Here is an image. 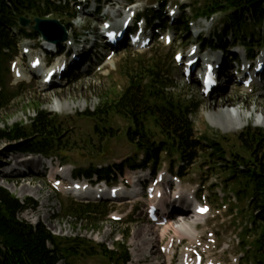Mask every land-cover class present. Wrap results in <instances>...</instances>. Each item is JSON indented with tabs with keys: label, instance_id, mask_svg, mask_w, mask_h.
Instances as JSON below:
<instances>
[{
	"label": "rangeland",
	"instance_id": "rangeland-1",
	"mask_svg": "<svg viewBox=\"0 0 264 264\" xmlns=\"http://www.w3.org/2000/svg\"><path fill=\"white\" fill-rule=\"evenodd\" d=\"M79 3L83 4L81 8L76 7ZM191 3L192 0H170L169 2L163 22V32H168L173 37V43L170 46L156 39L145 50H132L123 46L116 51H111L105 48L103 42L99 43V40H102L103 20L122 22L128 13L126 0L106 1L100 14L92 12L94 0L72 1L70 8L76 10L77 17L70 23L69 39L71 41L82 39L76 50L81 51L84 45L87 47L81 54L83 59L88 58V64L80 67L81 61L72 66L74 48L55 58L50 55L44 57L41 55V52L46 53L41 47L43 40H22L14 52L16 54L14 62H16V67L24 72L25 79L14 77L10 70V60L3 66L4 83L14 98L9 107L0 113V130L16 123L29 124L30 119L36 115V108L40 106L58 118V131L62 134L63 145L66 146L64 153L61 154L63 159L54 156L52 157L53 161L63 169L71 171L73 176L76 175L78 169L112 167L124 160L133 159L136 153L124 135L127 128V123L124 120L117 118L114 122L115 135L105 138V136L97 135L94 131V123L81 117L80 114L87 110L93 111L105 94L113 96L120 93L127 84L125 70L131 71L133 67L147 65L155 59L169 71L176 87L175 93L180 99L186 104L194 102L198 105V109L193 112L191 117L195 125L196 139L204 140V137H207L220 141L228 156L232 155L231 152L243 154L238 142V135L248 127L264 130V128L255 125L257 116L264 114V78L258 84H252L249 88H245L234 74L228 76L229 71H225L227 77L211 94V97L206 98L203 96L201 83L197 81L196 72L192 77H184L182 67L174 63L175 53L182 52L185 59L190 49L197 46L199 48L197 55L201 58L200 64L203 67L205 60H216L217 62L222 61L225 68L237 59L240 61L245 55V51L237 47L230 37H222V34H219L223 27L222 17L214 21H196L192 18L191 12L188 11L185 15L180 6ZM87 4L89 7L86 11L83 6ZM153 4H150L149 0H138L133 7L137 12L145 11L146 15H152L151 6L158 10L155 2ZM171 10L177 13L174 16L177 17L175 19L177 21L169 28L168 22L171 17L169 12ZM114 15L116 16L114 17ZM47 19L60 20L63 24L68 23V18L65 16L60 19L59 16L53 15ZM186 19L188 32H185L181 22ZM74 33L78 38H75ZM198 33H201L199 40L196 39ZM183 34L184 36L181 37ZM220 37H222L220 45L223 46V51L211 52L202 49L203 46H206L201 43L202 39L207 43L210 40L218 42ZM26 48L29 51L24 53ZM259 56L264 57V51ZM34 57H41L48 68L66 62L67 65L71 64L72 70L68 71L66 79L62 83L58 80L60 85L45 87L44 83L42 84L43 79L36 75L34 77V74L30 72V61ZM7 67L9 72H6ZM57 100L68 101L75 105L81 104L82 107L55 113L51 111V107ZM224 106H239L245 113H253L249 115L251 117L244 129L227 132L211 124L210 113L216 114ZM17 146L18 143L0 141V164L3 171L5 167L8 168L6 173L9 169L11 170L10 176L0 175V185L4 187L3 184L6 183L13 186V191H9L21 202L31 199L38 204L36 210L23 212L20 215L21 220L34 226L42 223L56 237L83 238L94 245L104 244L109 250H114L116 242L124 240V231H129L130 239L127 245L132 255L129 264H169L161 253L160 247L166 246L170 241H173L174 248H178L177 254L170 264H178L180 254L192 244L200 245V248L207 251L209 258L223 264H234L233 259H237L239 264H254L252 256L257 234L254 231L245 232L249 228L251 211L246 201L240 202L234 199L233 186L225 182L228 174L211 161L199 159L194 163L185 164L183 175L178 176L183 191L194 192L193 195L199 204H208L211 207L210 215L208 214L206 219L197 226L199 241L194 243L189 238H183L176 233L172 225L177 220L171 219L164 228L153 227L147 218L150 201L143 195L141 189L142 194L137 199L105 203L100 207H95L98 202L78 201L68 194L66 195L65 191L69 187L66 181H62L60 187L62 190L54 189L50 178L51 172L45 173L43 168V159L33 156V159L22 163V160L28 156L15 153L14 149ZM169 162L170 160L163 162V165L160 166L161 172H169ZM174 165L178 167L179 163L176 162ZM125 173L127 174L128 170H125ZM135 173V178L138 180H147L149 177L148 171ZM119 183L124 184V181H119L113 186L118 187ZM175 183L177 184L178 181L173 180V177L167 183L169 198H172L173 194L177 192ZM184 200V197L179 198V202L176 201L178 204L174 203V205L179 208L187 207L186 202H182ZM184 214L189 215V212L184 211ZM41 215L44 218H41ZM113 217L118 221H114ZM149 229H154L155 232L153 245L155 249L152 250L151 247L146 251V239L143 238V234L147 233L146 231ZM208 233L215 235V245L213 246H209L206 242ZM243 241L245 242L242 244ZM247 250L250 252L248 255L251 261L242 257V255H246ZM76 264H104V262L101 259H89Z\"/></svg>",
	"mask_w": 264,
	"mask_h": 264
},
{
	"label": "trees",
	"instance_id": "trees-1",
	"mask_svg": "<svg viewBox=\"0 0 264 264\" xmlns=\"http://www.w3.org/2000/svg\"><path fill=\"white\" fill-rule=\"evenodd\" d=\"M96 1L100 7L104 0ZM155 1L160 3L163 11L167 1ZM70 4L69 0H0V113L14 98L4 83V64L16 56L14 52L22 40L42 38L22 28L20 20L65 16L68 18L65 27L70 31V23L76 17V10L71 9ZM188 9L195 20L222 17L223 27L219 34L231 37L250 59L256 57L257 50L264 48V35L260 34L264 32V0H192L183 7V12ZM163 17L155 12L149 21ZM182 24L188 32L187 20ZM222 37L216 43L208 41L206 48L211 51L223 49L220 45ZM6 72H9L8 67ZM124 75L127 84L120 93L105 94L93 111L87 110L80 116L93 122L95 133L105 138L115 135L117 118L124 120L127 123L124 135L136 156L112 167L78 169L75 177H97L110 182L115 173H122L125 168H149L155 174L163 157L170 160L171 172L175 168L173 164L182 163L177 172L181 176L185 164L199 159L211 161L228 174L225 182L233 186L237 200L247 202L252 213V230L257 234L254 263L264 264V130L248 127L238 135L243 154L231 152L228 156L220 141L207 137L196 139L191 117L198 105L194 102L186 104L180 99L169 71L159 61L153 59L147 65H137L131 71L125 70ZM57 120L39 106L29 124L16 123L0 130V141L18 143L14 149L18 154L62 158L66 146L58 131ZM37 208L38 204L33 200L21 202L0 185V264H76L89 259H101L104 264L131 262L127 245L129 231H124V240L116 242L114 250L83 238L56 237L44 224L34 226L20 219L23 212Z\"/></svg>",
	"mask_w": 264,
	"mask_h": 264
},
{
	"label": "bare ground",
	"instance_id": "bare-ground-1",
	"mask_svg": "<svg viewBox=\"0 0 264 264\" xmlns=\"http://www.w3.org/2000/svg\"><path fill=\"white\" fill-rule=\"evenodd\" d=\"M115 16L116 15H114V17ZM121 23H123V21L122 22L116 21L113 25H121ZM196 57H198V55L194 56V58H196ZM199 59L201 60V58H199ZM22 79H25L24 74H23ZM255 80H256V78L254 77V81ZM80 107H82L81 104L75 105L74 103H70L68 101H63V100L58 101L57 100L55 102V104H53V106L51 107V111H53L55 113H63L65 110H73L74 108H80ZM252 114L253 113H251V112L245 113L244 111L241 110V107H239V106H233V107L232 106L231 107L230 106H224L218 113H216V114L210 113L209 119H210L211 124L214 127H220L227 132H232V131L236 132V131H240L246 127L247 121L251 117L249 115H252ZM255 125L259 126L261 128H264V114H260L259 116H257L256 121H255ZM25 162H27V160L22 161V163H25ZM55 170L50 175L52 182L55 180ZM70 173H71V171L66 170V174L70 175ZM3 186L7 190L13 191V186L8 185L6 183H4ZM177 189H178V192L173 195V197H172L173 200L171 198H169L167 193H165L164 197L158 202L160 204H171L174 201V203L178 204L176 202V200H174L175 196L178 195L180 197L181 196L184 197L185 200L182 202H186V206L187 205L188 206L179 208L181 211H179L178 209L172 211V214H170V216L172 215L171 217L173 220H177L176 223H174L172 226L178 235H181L183 238H189L192 241L193 240L196 241L197 235H198L197 226L199 225V223L201 221H204L206 219L208 214L205 216L196 215L195 210L198 207V204H197L196 200L194 199V197L192 196V193L191 192H187V193L183 192L181 190V185H178ZM60 190H62V189H60ZM139 192H140V189L138 187H136L131 191V196H135L137 194L136 197L138 198ZM97 193H98V190H96L94 193H91V195L95 196ZM184 210L189 212V215H185ZM41 218H44V216L41 215ZM153 227H155V226H153ZM146 232L147 233L143 234V236H144L143 238L146 239V240L145 239L144 240H145L146 245H147L146 246L147 249H145V250L148 251L149 248H151V247H152V250H154L155 249V246H153L154 245V234H155L154 229H151V230L149 229ZM162 232H164V231H162Z\"/></svg>",
	"mask_w": 264,
	"mask_h": 264
},
{
	"label": "water",
	"instance_id": "water-1",
	"mask_svg": "<svg viewBox=\"0 0 264 264\" xmlns=\"http://www.w3.org/2000/svg\"><path fill=\"white\" fill-rule=\"evenodd\" d=\"M20 25L42 35L45 41L58 45L65 43L69 38L66 28L58 20H44L40 18L30 20L22 18Z\"/></svg>",
	"mask_w": 264,
	"mask_h": 264
}]
</instances>
